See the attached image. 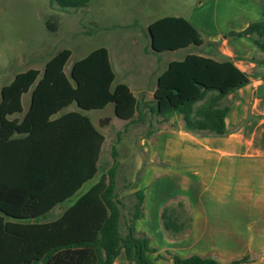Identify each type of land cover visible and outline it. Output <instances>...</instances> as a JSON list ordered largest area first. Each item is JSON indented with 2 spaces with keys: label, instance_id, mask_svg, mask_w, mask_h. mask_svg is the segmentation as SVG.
Segmentation results:
<instances>
[{
  "label": "trees",
  "instance_id": "obj_1",
  "mask_svg": "<svg viewBox=\"0 0 264 264\" xmlns=\"http://www.w3.org/2000/svg\"><path fill=\"white\" fill-rule=\"evenodd\" d=\"M91 0H50L61 11L83 9ZM262 20L244 32L231 36H250L260 57L255 62L264 67V1H260ZM151 48L155 53L201 48L202 54L190 53L182 61H173L159 77L153 106L147 108L125 84L115 86L116 74L106 48L92 51L76 62L67 76L65 68L72 51L65 49L53 57L43 72L31 69L19 73L1 91L0 102V264H114L124 252L130 262L158 264L157 253L146 235L138 234L137 220L144 217V193L133 194L132 209L120 198L117 174L119 155L112 149L113 164L105 176L59 219L41 223L40 219L57 206L75 197L81 187L100 173L99 164L105 136L82 112L65 114L56 122L50 119L77 104L92 112L114 105L118 119L130 125L152 126L158 118L161 126L167 115L178 112L184 129L197 135H226V118L231 104L225 100L250 84V79L231 61L220 58L216 45L207 43L200 32L184 17H164L150 24ZM214 50V51H213ZM264 78V73H261ZM32 93L31 108L23 122L13 116L23 112L22 99ZM42 114H46L43 116ZM49 124L46 131L45 124ZM75 124L81 137V155L76 159L63 152L70 147L68 133L56 132L58 124ZM61 126V125H58ZM151 131L149 135H152ZM122 132L117 135L121 141ZM58 138V139H57ZM91 138V167L73 184L76 176L63 170L66 161L88 163ZM49 139V143L47 142ZM13 148L25 153L30 162L22 186L13 188ZM50 151L49 155H45ZM61 153V154H60ZM86 156V157H85ZM183 206L179 203L177 207ZM127 210L126 234L122 219ZM173 206L162 213L165 231L181 234L182 223ZM32 221V222H31ZM27 222V223H25ZM174 264H220L212 259H182L169 254ZM159 258H162L159 256ZM247 260L232 264H242Z\"/></svg>",
  "mask_w": 264,
  "mask_h": 264
},
{
  "label": "crops",
  "instance_id": "obj_2",
  "mask_svg": "<svg viewBox=\"0 0 264 264\" xmlns=\"http://www.w3.org/2000/svg\"><path fill=\"white\" fill-rule=\"evenodd\" d=\"M260 1L264 0H209L201 4L200 19L189 21L186 18L207 43L217 46L218 59H228L250 79L248 86L225 100L231 104L225 136L187 132L182 115L173 112L167 115L165 124L152 131V135L148 133L130 141L116 142L119 155L117 176H139L133 177L131 187L121 192L120 198L133 196L138 191L144 193V217L136 221L135 228L138 234L149 238L151 247L157 251L151 257L157 259L158 264H174L169 254L182 259H212L220 264L242 260H247L242 264H264V78L261 74L264 67L255 62L261 55L252 37L231 36L262 20ZM178 52L170 53L174 55ZM155 54L157 58L154 62L142 61L138 64L140 70L136 74L131 69L119 78L113 67L115 85H127L147 108L153 106L159 77L173 61H177L176 58L165 59V53ZM110 60L113 66L111 55ZM72 67L68 71L66 66L67 76L71 75ZM31 104L30 92L23 96V112L13 116V119L23 122ZM77 111L87 115L105 136V146L107 128L103 126L107 120L102 114L104 110L86 112L74 104L52 117L50 122ZM112 119L113 126L125 128L127 122L116 115ZM44 124L46 131L52 129L48 123ZM58 125L54 128L56 132L66 131L65 142L70 141L69 149L63 152L77 159L82 146L79 130L73 123ZM138 126L130 125L125 135L130 137L132 130ZM122 131L118 129V133ZM103 149L97 168L98 165L101 167ZM49 154L50 151L45 153ZM26 157L25 153L13 148V188H20L26 179L24 176L30 168ZM88 157V163L85 159L83 165L78 161L64 163L63 170L76 176L73 184L77 185L83 174L90 171L91 138ZM110 161L112 166V156ZM105 175L106 172L97 174L81 187L75 197L57 206L40 222L50 223L59 219ZM179 203L183 206L177 207ZM167 206L176 208L180 220L186 223L181 234L165 231L162 213ZM51 214L53 216L48 219ZM124 227L122 224V229ZM114 264L136 263L130 262L122 252Z\"/></svg>",
  "mask_w": 264,
  "mask_h": 264
},
{
  "label": "rangeland",
  "instance_id": "obj_3",
  "mask_svg": "<svg viewBox=\"0 0 264 264\" xmlns=\"http://www.w3.org/2000/svg\"><path fill=\"white\" fill-rule=\"evenodd\" d=\"M208 1L91 0L86 8L63 12L50 0H0V102L2 89L10 85L19 73L31 69L43 72L46 64L65 49L72 51L68 71L92 51L106 48L119 78L131 69L136 74L140 70V62L152 63L157 58L151 48L150 24L164 17H184L189 21L200 19L201 4ZM190 53L202 54L203 50L190 47L174 55L165 53L164 56L165 59L176 58L179 61ZM102 114L107 120L103 126L107 128V142L103 149L101 174L107 173L111 167L110 157L113 147H116L119 128L123 130L121 141H130L133 137L147 136L160 126L158 118H154L152 126L139 125L129 137L125 135L124 126L112 125L113 119H110L115 116L114 105ZM133 177L139 176H117L118 190L123 192L131 187ZM122 200L128 210L136 202L134 196H124ZM51 216L53 214L48 219ZM127 218L126 210L123 227ZM125 230L124 227L122 232Z\"/></svg>",
  "mask_w": 264,
  "mask_h": 264
},
{
  "label": "water",
  "instance_id": "obj_4",
  "mask_svg": "<svg viewBox=\"0 0 264 264\" xmlns=\"http://www.w3.org/2000/svg\"><path fill=\"white\" fill-rule=\"evenodd\" d=\"M149 34H150V37H151V32L149 31ZM151 42H152V37H151ZM108 121H110V120H108Z\"/></svg>",
  "mask_w": 264,
  "mask_h": 264
}]
</instances>
